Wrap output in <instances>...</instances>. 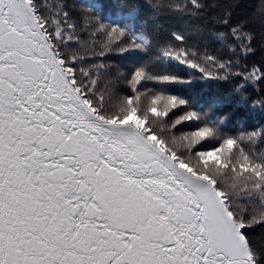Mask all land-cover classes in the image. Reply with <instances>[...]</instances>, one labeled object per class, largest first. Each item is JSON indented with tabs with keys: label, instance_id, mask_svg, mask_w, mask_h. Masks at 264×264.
<instances>
[{
	"label": "snow or ice",
	"instance_id": "obj_1",
	"mask_svg": "<svg viewBox=\"0 0 264 264\" xmlns=\"http://www.w3.org/2000/svg\"><path fill=\"white\" fill-rule=\"evenodd\" d=\"M0 264H264V0H0Z\"/></svg>",
	"mask_w": 264,
	"mask_h": 264
}]
</instances>
